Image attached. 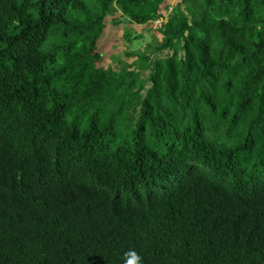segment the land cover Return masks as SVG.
<instances>
[{"label":"trees","instance_id":"16d2710c","mask_svg":"<svg viewBox=\"0 0 264 264\" xmlns=\"http://www.w3.org/2000/svg\"><path fill=\"white\" fill-rule=\"evenodd\" d=\"M172 1L0 0V264H264V0Z\"/></svg>","mask_w":264,"mask_h":264},{"label":"rangeland","instance_id":"374dc122","mask_svg":"<svg viewBox=\"0 0 264 264\" xmlns=\"http://www.w3.org/2000/svg\"><path fill=\"white\" fill-rule=\"evenodd\" d=\"M178 0H173L172 5L169 7L168 15L172 13L173 7L175 4H177ZM118 10V8L114 5L112 10V17L109 18V24L110 21L113 19V15H115ZM167 18V17H166ZM164 18V20L166 19ZM166 21V20H165ZM124 26L120 27H111L113 29L109 30V34L105 36L102 52L104 54V66L112 65L115 69H137V64L135 63L134 58H128L126 57V53L128 51H133L137 49L138 51H143L146 44L152 43L155 41L154 37H157V39L160 41L161 35L157 33L159 31L158 28H161L160 25L149 24L148 26L140 27V26H126L128 29H133V39L140 36L142 39L138 42H134L131 47L127 44V42L124 40L123 35L124 31L122 30ZM113 56V57H112Z\"/></svg>","mask_w":264,"mask_h":264},{"label":"clouds","instance_id":"9594fccd","mask_svg":"<svg viewBox=\"0 0 264 264\" xmlns=\"http://www.w3.org/2000/svg\"><path fill=\"white\" fill-rule=\"evenodd\" d=\"M122 264H143V259L135 249L130 248L123 253Z\"/></svg>","mask_w":264,"mask_h":264},{"label":"built area","instance_id":"2783aa9c","mask_svg":"<svg viewBox=\"0 0 264 264\" xmlns=\"http://www.w3.org/2000/svg\"><path fill=\"white\" fill-rule=\"evenodd\" d=\"M164 22H165L164 18H161V19L155 21L154 23H155L156 25H160V26H161V28H158V29H162V26H163ZM154 23H153V24H154Z\"/></svg>","mask_w":264,"mask_h":264}]
</instances>
